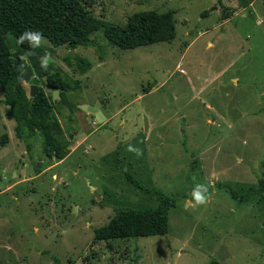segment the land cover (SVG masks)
Segmentation results:
<instances>
[{
    "label": "rangeland",
    "instance_id": "374dc122",
    "mask_svg": "<svg viewBox=\"0 0 264 264\" xmlns=\"http://www.w3.org/2000/svg\"><path fill=\"white\" fill-rule=\"evenodd\" d=\"M80 1L119 25L169 12L175 36L125 50L100 30L92 46L41 38L48 73L68 83L52 100L60 160L17 135L0 90V264H264L263 0ZM95 103L100 123L79 108ZM151 189L174 199L166 234L92 243L117 208L156 207Z\"/></svg>",
    "mask_w": 264,
    "mask_h": 264
},
{
    "label": "trees",
    "instance_id": "16d2710c",
    "mask_svg": "<svg viewBox=\"0 0 264 264\" xmlns=\"http://www.w3.org/2000/svg\"><path fill=\"white\" fill-rule=\"evenodd\" d=\"M241 2L246 4L249 0ZM99 30L110 44L122 50L171 41L175 36L174 19L169 12H136L126 23L119 25L91 16L80 0H0V90L10 105L6 116L16 122L17 135L22 136L27 131L30 136H42L45 153L57 160L67 154L68 145L52 111V95L49 99L41 90L32 98L26 94L18 81L26 65L21 57H11V49H21L33 71L45 78V83L65 90L66 81L41 67L40 60L45 57V52L39 47L31 48L27 41L18 43V37L25 31H38L41 38L53 46H92L95 45L93 34ZM60 97L64 99L62 93ZM6 138V135L2 136L0 143H5ZM259 184L264 187V178ZM148 192L156 195V207L117 208L107 223L93 230L92 243L103 242L108 247L117 240L166 234L167 213L174 205V199L156 189ZM209 264L220 263L211 260Z\"/></svg>",
    "mask_w": 264,
    "mask_h": 264
},
{
    "label": "water",
    "instance_id": "95a60500",
    "mask_svg": "<svg viewBox=\"0 0 264 264\" xmlns=\"http://www.w3.org/2000/svg\"><path fill=\"white\" fill-rule=\"evenodd\" d=\"M262 6L264 7V0L262 2ZM11 57L12 58H18V57L27 58L21 49L15 50L11 54ZM18 81L20 83H25L28 85V88H29L28 96L30 98L34 97L38 93L40 81L35 76L33 69H32L30 64H26L25 68L20 72V74L18 76ZM45 88H48L52 91V100L53 101L56 98H59V90L57 88H55L53 85L46 83ZM9 107H10V105H8V108ZM79 108L82 110H86L87 112L93 114L95 117V120L98 123L102 122L105 119V116L103 115V113L99 109L98 103H95L93 106H87V105L81 104V105H79ZM39 166L40 165L38 164V167Z\"/></svg>",
    "mask_w": 264,
    "mask_h": 264
},
{
    "label": "clouds",
    "instance_id": "9594fccd",
    "mask_svg": "<svg viewBox=\"0 0 264 264\" xmlns=\"http://www.w3.org/2000/svg\"><path fill=\"white\" fill-rule=\"evenodd\" d=\"M27 41L31 48H37L40 46L41 41V34L38 31L31 32V31H25L23 32L17 39L18 43H23ZM47 66V54H45V57L41 58V67ZM197 188L200 189V191H197L194 193V199L196 203L202 204L205 202V195L202 193L207 192V187L204 185H197Z\"/></svg>",
    "mask_w": 264,
    "mask_h": 264
},
{
    "label": "crops",
    "instance_id": "0c3cea01",
    "mask_svg": "<svg viewBox=\"0 0 264 264\" xmlns=\"http://www.w3.org/2000/svg\"><path fill=\"white\" fill-rule=\"evenodd\" d=\"M102 112V111H101ZM103 113V112H102ZM103 115H104V113H103ZM105 116V115H104ZM68 148V147H67Z\"/></svg>",
    "mask_w": 264,
    "mask_h": 264
}]
</instances>
